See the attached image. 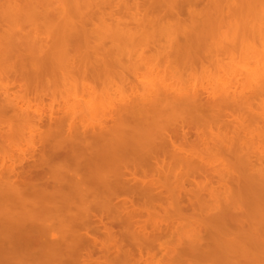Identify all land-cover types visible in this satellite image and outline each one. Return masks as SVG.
<instances>
[{"label": "bare ground", "instance_id": "6f19581e", "mask_svg": "<svg viewBox=\"0 0 264 264\" xmlns=\"http://www.w3.org/2000/svg\"><path fill=\"white\" fill-rule=\"evenodd\" d=\"M69 1L74 5L73 8L77 10L78 13H76L79 14L80 19L66 15L61 23H59L61 19L57 15L50 14V16L44 12L47 10V4L41 2V0H25V3L22 1V3L14 4L15 9L20 10L23 15L24 13L27 14L25 11L27 10L28 17L26 18V15H24L22 17L23 21L24 18L25 20L28 19V22L32 25L27 21L26 24L31 27L35 26V31H38L37 29L40 26L44 27L45 30L41 31L43 34L46 31L45 36L51 37L49 38L53 46H50L51 48L47 46L49 39L47 40V37L42 38L44 36H41V33L34 32L33 35L31 34L32 31L29 30L30 33L27 31L26 35L22 33V28L20 31L25 36L22 37L19 34L21 35L19 37L17 31V33L9 34L12 35L10 41L13 44L10 41L8 42L7 39L9 38L6 33H11L12 29L15 31L20 26L23 27V24L18 26V23H15V26V18L9 15L12 18L9 19L12 21V26H15V30L11 26L10 29L7 28V25L4 26L5 29L9 30L6 29L8 32L5 31V38L7 39L3 37L0 31L1 38L3 37L2 40L5 39L7 41L4 40L5 44L7 43L10 48L8 49L7 45L4 48V50H9V52L6 50L7 54L13 52L15 47L18 50L15 44L19 40V49L25 47L24 49L21 48L22 52L24 50L26 52L25 56L28 54L33 58V64L32 62L30 64L36 65V67L33 66L35 71L38 68L40 69L38 71L42 70L38 64L44 62V56L46 55L45 60L49 59L47 62L51 60L50 62H53L58 69L59 61L64 58L67 67L66 74L71 75H68L70 79H72V76L75 77L77 73H81L80 76L87 77L91 75V78L93 76L100 78L96 75V70L94 71L93 67L91 69L88 66L90 65L89 55L83 56L89 51L86 50L88 51L86 53L85 49H81L80 46L88 49L93 41L101 42L100 44L104 45L102 43L104 42L102 40L104 36L114 41L127 39L126 46L130 41L131 44L138 45L139 43L141 45V41H149V43L152 42L156 46L158 31L156 30L157 33L155 31L156 35L154 34V36V31L149 30L150 27H147L146 24L147 28L144 24L142 25L144 31L142 29L138 30L139 25L136 30L134 27L130 29L121 20L115 22L112 27L105 25L106 16L110 13H107L106 9L111 7L112 10L114 6H119L128 11L133 8L128 0ZM10 2V0H3L0 5L5 7L7 6L5 4ZM82 2H87L84 6L87 8V12L89 8V14L95 10L98 16V12L105 16V18H100L105 19L102 28V21H100L101 24L100 22L98 25L96 24L97 30L96 26L94 31L87 27L92 17L89 19V14L87 15L86 12L81 13L80 10L84 7H82L84 4ZM196 2L197 0H167L166 4L162 5L168 8L169 12L172 11V15H175L176 11L177 13L180 12L181 7H185V3L188 9L192 8L190 15L192 19L189 23L179 21L173 24L172 19L171 22H168L170 19L157 22L156 27L161 34L157 36L160 38L164 35L168 36V34L171 36L170 39L163 38V41L166 39L171 42H169L171 49L174 47L173 51H169L171 57H179L178 54H180L182 48L193 47L194 43H198L197 46L201 48L205 45L203 43L212 39L213 30L222 28L223 22L231 26L230 29H227L231 32L230 36L222 35L217 42L215 41L214 44H208L204 47L208 48V46L215 45L217 49L233 50L243 46L248 41V34H253L252 45L258 40L264 41V0H210L208 10L204 13L203 10H206V6L201 10L198 8L200 11L198 12L195 9V7L197 8ZM63 3L65 4V1ZM151 5L152 8H154V5L156 6L155 3ZM12 6L11 10L13 9ZM48 6L51 7V5ZM137 6L133 10L140 9L144 5L138 4ZM147 6L149 8V5ZM158 7L156 6V8ZM246 9L250 12L248 13ZM0 10L5 9L1 8ZM11 10L8 12L13 14L15 11L13 9L11 12ZM242 11L244 13L241 14ZM7 14L5 13L7 17L5 15L3 17L0 13V22L3 18H8ZM9 19L2 21L6 23L8 21L9 26L11 25ZM150 20L151 18L147 16V24L154 22ZM178 20L181 19L178 17ZM221 22L222 24H220ZM90 23L92 24L93 21ZM1 24L5 25L2 22ZM109 25L111 26V24ZM25 26L27 27V25ZM225 26L227 27V25ZM177 30H180L179 33L182 36L184 35L186 39L184 44L179 42L178 34H176ZM117 36L119 39H117ZM155 37L156 40H154ZM177 42L179 44H176ZM0 46H4V44H0ZM243 47H246V45ZM257 50V52L248 53L250 58L259 63L257 68L252 67V64L250 66L246 65L247 67L244 69L245 77L242 79L244 81L242 91H239L233 85L235 80L229 85L223 81L220 83L218 81L219 84L216 83L217 86L215 87L217 89L214 88V91L212 89V92H210L211 89L210 91L207 90L209 89L207 87L202 88L203 91L199 90L198 86L189 88L179 86L180 88H178L174 86L175 80L174 84L167 82V76L163 78L162 73H160L162 78L159 82L157 81L156 86L152 88L149 86L147 89L142 90L143 92L137 97L123 99L119 104L113 105L114 107L108 105L110 106L107 107L108 111L106 110L108 117L102 123L87 124L85 121L82 122L84 119L82 120L80 117H74L78 121L67 122L62 118L60 123H57L56 126L43 134L45 141H54L57 147L54 152L41 155L43 157L41 161L39 160L40 162H37L38 165L37 163H29L27 166H19L17 161H13L12 167H4L6 165L0 167V264H98L95 263L96 259L94 258V251L99 240L97 232L103 227L107 233L117 237L112 228L114 225L123 227L119 236L122 248L126 246L125 242L130 246L123 250L124 254L128 258L134 257V255L143 256L147 248L145 244L152 235L147 231V227L137 220L141 208L137 206L136 198H154L161 194V189L163 190L166 184L169 187L175 185L172 182L174 180H172L171 175L170 178L169 175L165 174L166 176L163 175V178L162 175L150 174L148 167L156 166L162 169L166 163H169L172 165H170L171 167L177 164L176 166H198L203 168L210 164L211 157H209V153L206 158L200 156L202 161L201 159H199L200 161L197 159L199 162L194 161L178 150L174 136L165 131L170 124H173L176 125L174 127L182 129L186 133V125H189L191 121L205 122L206 124L217 123L218 131H215L212 137L214 149L210 147L211 151L214 150L212 151L213 156L218 154L227 160H232L243 173V175L240 174L237 177H230L233 184L228 187L229 197H222L226 198L224 199L226 201L227 199L230 200L227 201L230 203H227L221 197H216L217 200H223L227 207L224 202L221 203L225 207L221 206L220 213L218 212L219 214L207 219L208 222L213 223L212 226L215 230L209 232L211 248L209 252H204L203 256L208 260L227 262V264H262L264 261V149H262V146L264 147V42H262L261 48ZM206 52V58L211 56V50H206ZM195 53L188 52L183 60H192L193 57H197ZM197 53L199 54V52ZM17 55L19 56L20 52ZM59 55L61 60H59ZM100 55L103 56V54ZM168 57L170 56L168 55ZM78 58H82L79 61L81 64L83 59L87 61L86 63H89H83L87 65L86 67L83 65L79 67L77 65ZM135 58L133 55L130 63H123L125 66L123 65L124 69H122L124 73L138 79L145 69L148 70L149 66L143 59L140 58L143 62H139L137 59V61L134 60ZM93 60H95L94 57ZM77 66L79 70L76 69ZM96 66L95 69L98 68ZM99 73H101V69H99ZM102 73L108 74V72ZM170 78L174 79L172 76ZM239 80L236 79V86L239 82L241 83ZM9 98L8 93L0 90L1 119L8 118L17 122V124L19 123V126L21 124L23 126V123L26 125L28 121H30L28 122L30 124L34 118L35 121H38L40 116H37V112V115H29V112H32L31 108H28L30 111L24 112L22 106H19L20 103L19 105L18 102L13 104V100ZM257 100L262 102L260 110L256 105ZM89 104L85 103L86 106ZM255 105L258 110L254 108ZM78 106L71 108L72 111L69 108L70 112L66 114L68 115L66 119L69 114L77 113L79 115V112L81 113V109L80 111L77 109L80 107ZM86 106H84L85 109H90V105L88 108ZM88 110H85V112H88ZM247 113L252 115L248 123L245 116ZM230 117L233 118L232 122H227L226 119ZM222 123L234 128L235 137L233 139H229L227 135L222 134L220 131ZM258 147H261V149ZM214 152H217L216 155ZM208 157L210 159H207ZM226 162L228 165L231 164V161ZM169 164L166 166L169 167ZM44 165L50 167V169L54 167L57 171L56 177L52 180L47 178L46 172L43 170ZM224 167L226 166L224 165ZM228 184L230 185V182ZM231 209H234L235 212ZM57 228H59V231ZM198 246L191 248L192 253H187V255H193L191 258H197L195 254L198 253L195 252H197ZM200 246H202L201 243ZM137 252L138 254H136Z\"/></svg>", "mask_w": 264, "mask_h": 264}, {"label": "rangeland", "instance_id": "374dc122", "mask_svg": "<svg viewBox=\"0 0 264 264\" xmlns=\"http://www.w3.org/2000/svg\"><path fill=\"white\" fill-rule=\"evenodd\" d=\"M10 1L11 2L8 3L9 5L5 4L7 5L5 7L4 5L3 6L0 5V9L1 8L5 9V10H0L2 16L4 17L5 13L6 14L8 13L7 14L8 18L2 17L3 18L2 20L4 19L7 20L12 16L16 20V21L14 20V24L18 23L17 24L18 26L20 24H23V27L25 25H27V27L25 26L23 28L20 26L19 29L16 28L17 30H15L16 24L14 27L12 26L13 24H11L12 18L9 19L10 21L9 24H11L9 26L7 24L8 21L6 23L1 20L2 23H5V25L3 24L0 25V31L3 37L5 38L6 35H8L9 39L7 38L5 39H7L9 42L12 39L11 38L12 35L9 34H13L15 32L17 33L18 31L19 33H17V35L19 34L22 35V33L27 35V33L30 30V32L32 31L31 34L33 35L34 32H36V33H41V36L42 35L44 36L42 38L47 37L46 39L47 40L49 39L48 40L49 43L47 46L51 48L50 46H53L52 43L50 42L51 37L49 36L50 37L49 38L48 36H45L46 31L44 32V34L41 31V30H45L44 27L42 26H40V28L37 27L39 28L37 29L39 32L35 31L36 30L35 26H33L35 29L31 27L30 25L32 24L28 22L29 21L28 19L25 20L24 18L25 22L23 21L22 17H24V15H26V18L28 17L27 10H25L27 14L24 13L23 15V13L20 10L15 9L16 3H22V1L25 3V0H10ZM63 1H65V4L63 3ZM156 1L159 3H157ZM166 1L151 0L150 3V0H128V3L129 4L131 3V6L133 7L132 9H130L132 12L128 10L129 13H127L128 12L127 10L125 11L124 7L121 8L119 6L118 7L114 6L112 10L111 7L107 8L106 9L107 13L108 12L110 13H108L106 16L107 18L105 25L107 24L109 27H112L115 24V22L121 20L130 29H133L134 27L136 30L139 25L138 30H140L144 28L142 27V25L144 24L145 28L150 27V29L149 28L148 29L154 31L153 35L155 34L156 30L158 31L157 35H161L156 27L157 22L159 21L161 22L168 21L170 19V21L168 22H171L172 19L173 24H175V22L178 23L179 21L180 22L184 21L185 23H189V21L192 19V16L190 17L192 8L188 9V7H186L187 4L185 3L186 5L184 4V6L188 10L185 7H181L180 12L177 13L176 11L175 15L173 14L174 15L173 16L172 15L173 12L171 10H170L171 12H169L168 8L162 6L166 4ZM0 2H3V0H0ZM41 2L46 3L47 4L46 6L48 7V8L46 7L48 12L47 10H45L44 12L47 15L50 14H52L53 16L57 15L59 19H61L59 20V23L63 22L64 16L66 17V15L74 16L76 19L79 18V14H77L78 13L77 10L73 8L74 5H72V3H70L69 0H41ZM152 2H154L156 6L159 7L156 8L154 3ZM197 2H196L197 8L195 7L196 10H198V8L199 10H201L202 8L204 9L205 6H206V10H203V13L208 10L210 0H201V1L197 0ZM83 3L84 2H82V4ZM85 3L82 5V7L85 5ZM138 4H143L145 7L142 6V8L140 9L133 10L134 8H136ZM151 4L154 5L153 6L154 8L151 7L152 6ZM11 5H13L12 7L15 11L13 12V14L12 13L10 14V12H8L9 10H11ZM48 5H51V7ZM64 5H66V7H64ZM147 5H149V8ZM13 9L11 10V12L13 11ZM81 9H82L80 10L81 13L83 12L84 14L86 12L87 15L89 14L88 13L89 8H88V12L85 6ZM248 9L246 10L249 13L250 11ZM199 10L198 12H200ZM22 11L25 12L24 10ZM226 11H228V9H226ZM91 12L93 13L91 14ZM91 12L88 15V17L89 19L92 17L91 20L89 21L90 22L93 21L92 23L93 25L90 22H88L89 25H87V27H90V29L94 31V27L96 26L95 28L97 30L98 23L102 21V26L100 25L102 28L105 19H100V18H105V16H102L99 12H98L99 14L98 16L97 11L95 12V10ZM242 13H244V11H242L241 14ZM53 16L52 18L55 19ZM147 16L151 18V20L154 22L147 24L146 21ZM178 17L181 20H178ZM26 21L30 25L26 24ZM138 21H140L141 23L140 22L138 23ZM223 23L224 24H222V22L220 23L222 24L221 29L212 31V39L203 43L205 45L201 46L200 48L199 46H197L198 43L196 44L194 43L193 47L190 48L184 47L180 50V54H178L179 57L177 58L174 56L171 57V54L169 52V51H173L174 49V47L173 49H171L172 48L170 45L171 42L169 41L170 42L169 43L168 40H166L168 38L170 39L171 36H169V34L168 36L167 35H164V37L161 36L162 39L155 34L156 37H158L157 40L160 39L159 41H157L156 37L154 38V40H156V46L152 42L149 43V41H141L142 46L140 45V43L139 45L133 43L131 44L130 41V43H128V45L126 46L127 39H124L123 41H117V40L114 41L113 39H110L107 36L102 37L103 38L102 40L104 41L102 43H104V45L103 44L101 45L100 44L101 42L99 43L93 41L91 43V46L88 47V49L80 46L81 49L82 48L83 50L85 49L84 51L86 50L89 51V52L86 51V53L88 52L86 55H84L83 53L82 54L83 56L89 55L90 60L88 59V61L90 62V65L88 66H90L89 68L91 69L94 68V71L96 70V75L100 77L97 78V76L96 77L93 76V78L95 79L91 78V75L87 77L84 75L80 76L81 73L75 74V77L72 76V79H70L68 77V75L70 74H66L67 67L65 64V60L64 58L62 60L60 59L61 58L60 53L62 52L61 49H59L61 51L59 53L60 54L59 60H61L59 61V69L55 66V64H53V62L52 63L50 62L51 60L47 62V60L49 59L45 60L46 58L45 55L43 60L44 62L46 61L44 67H43L44 62L43 63L41 62L42 64L40 63V65L38 64V66L43 71L42 70L38 71L40 70L39 68L38 70L36 69L37 71H35V68L33 69V66L35 64L34 65L30 64L33 58L31 56H28V54L25 56L26 52L24 50L22 52L21 48L24 49L25 47H21L19 49L18 46V44H20L18 43L19 40L17 42L15 41L16 42L15 45H17L18 47V50H16V47L14 45L15 47L14 49L16 50L15 54H14L15 50L13 51V49H12L13 52L7 54V51L9 52V50L7 49H6L7 51L4 50V48H6L7 45V43L5 44L6 40L5 39H4L5 41L2 40L3 37L1 38L2 35L0 34V44L2 45L4 44V46H0V54H1L0 56L3 55V57H6L7 55L8 57L9 54L11 56V57L9 56L8 59L7 57L5 59H2L3 57L0 58V90L10 95L11 100H13L14 102L11 103L15 104L18 102V105L20 103L19 106L20 107L22 106L21 108L24 112H27V110H29L28 108H31L30 110L32 112H29V115L31 116L37 115L38 113L37 116L38 117L40 116L39 119L37 117L38 121H35L34 117L36 116H34L32 117L34 118V120L33 122L31 120L30 124H28V122L30 121L26 122V125H24L23 123V126L25 127H23L22 124L21 126H19V123L17 124V122L13 120H9L8 118L6 119L5 117L1 119L0 117V167H2L3 165H6L4 167L7 168L12 167L13 161H17L19 166H25V165L27 166L29 163L36 164L37 162H40L41 158L43 157V156L41 157V155H43L44 153L49 154L51 152H54L55 148L57 147V144L54 141L53 142L45 141L43 139V134L49 131L54 126H56L57 123H60V120H62V118H64L65 121L70 122L73 120L78 121V119L75 120L74 117L75 118L80 117L82 118V120L84 119L82 122L85 121V123L91 125L92 123L95 124L102 123V121H105L106 118L108 117L106 114L108 108L110 107L108 105H111L112 107L113 105L119 104L123 99L125 100L128 97L129 98L137 97L141 92H143L142 90L147 89L149 86L151 88L156 86L157 81L159 82L162 78L160 76V73H162L163 78L167 76L166 77L167 82H170L172 84L175 83L174 85L175 87L180 88L182 86L189 88V87L198 86L199 90L201 91H203L202 88L207 87L209 88V89L206 88L207 90L210 91L211 89L210 92H212V89L214 91V88L221 81L229 85L230 83H232V81L235 80L234 82L236 83V79L238 80L241 79L239 80L241 81V83L240 82L238 83L239 85L237 84L236 86L234 82L233 85L235 86V88L237 87L239 91H242L244 84L243 83L244 81L242 79H244L245 77L244 69L245 67H247L246 65L250 66V64H252L251 65L252 67L257 68L259 63V62L257 63L255 59L250 58L248 53L257 52L258 51L257 49L261 48L262 42L264 41L258 40L259 43L255 42V44L252 45L253 34H248L249 39L243 45V46L246 45V47L240 46L239 48H234L233 49L234 51L230 49L227 50L217 49L215 45L208 46V48L204 47L208 44L210 45L214 44L215 41L217 42L218 38L219 37L221 38L222 35L230 36L231 32L227 31V29H230L231 26H229L228 23L225 22ZM109 24H111V26ZM145 24L147 25V27ZM6 25L7 28L9 27V29L10 26L11 28L13 27L15 31H13L12 29L10 33L8 32L9 30L7 28L6 29L8 31H6L4 27ZM225 25H227V27ZM100 26H98V28H100ZM20 30L22 31V33ZM5 31L8 33H6ZM142 31H144V29H142ZM179 31L177 30V32L176 31L174 32L178 34L179 42L181 44L182 43L184 44L186 39L184 38V35L182 36V34L179 33ZM21 35H19V37ZM23 36L25 35H22V37ZM163 38L166 39H164L163 41ZM117 39H119L118 36ZM151 39L153 40V38ZM179 42H177L176 44H179ZM94 47H96V49H94ZM7 48L10 49L9 46ZM206 50L212 51L211 56H208L207 58L205 56L207 55V52L205 53ZM190 51H192L193 53H195L196 51L195 55L197 54V57H193L192 60H183V57L186 54H188V52ZM19 52L20 55L18 56L17 54H19ZM197 52H199V54ZM105 53H106V57H105ZM100 54H103V56ZM130 55L132 57L134 55L136 57L134 60L137 59L139 62H143L144 60L145 63H147V65L149 66L148 70L145 69L146 71L144 70L142 76L138 77V79H136V77H132V75L124 73L123 67L125 66L126 63L127 64L130 63L132 59ZM168 55L170 57H168ZM25 57L28 59H26ZM62 57H64V55H62ZM93 57L95 60H93ZM82 58L77 59V65L79 67L81 65L86 67L87 65L83 63H86L87 61H84V59L82 60L83 61L82 64L79 63V61H81L80 59ZM140 58L143 60H141ZM120 59H124V60L120 61ZM95 66L96 68L98 67L99 69H101V73H99L98 68L95 69ZM79 67L76 69L79 70ZM102 72L104 73L108 72V74L106 73L103 74ZM170 76L174 77V79L170 78ZM85 103L86 104L90 103L89 104L90 109L88 108L89 105L86 106ZM82 104L86 106V108H88L90 111L88 109H85ZM260 104H262V102L257 100L256 105L259 107V110H260ZM77 105L80 106V107L78 106L79 108L77 109H79V111L81 109V113L79 112V115L77 113L71 115L69 114V117H67L66 119V116H68L66 114L70 112L69 108L71 110V108H74V106ZM257 106L254 108L257 109ZM85 110H88V112H85ZM248 114L249 113L245 114V116L247 117V123L248 121L250 122V119L252 118V115H248ZM226 120L227 122H232L233 118L230 117L229 119ZM216 125L217 123L206 124L205 122L201 123L199 121L198 122L191 121L189 125H186L185 128L186 133L182 129H178L177 127H174L176 125L173 124H170V126H168L169 128H166L165 131L167 133H171L174 136L176 147L180 152H183L186 156L197 162L200 161L199 159H201L202 161L201 157L206 158L207 157L206 155H208L209 153L210 155L209 157H211V160L213 162L215 161L216 162L215 163L212 162L213 163L212 164L210 160L211 166L209 164L203 168L198 166H194V167L192 166L184 167V165L176 166L177 164H174L175 166L173 165L174 167H171L172 165L169 163H166L167 166L169 164V167L165 165L166 167L164 166L162 167V169H160V167L157 168L156 166L148 167L150 174L152 173L153 175L154 174L160 176L162 175L163 178H164L163 175L165 174L169 175L170 178L172 176L173 177L172 180H174L172 182L175 185L169 187L168 184H166L163 190L161 189V194L157 195V197L136 198L137 206L141 208V212L138 214L137 220L139 221V223L145 225L147 227V231L152 235L150 236L151 237L150 240L145 244L147 248L145 249L146 251L144 255L143 256L134 255L135 258L134 257L128 258L124 254L125 252L123 250L127 249L130 246L127 244V242H125L126 246L122 248L121 245L122 243L119 238V236L121 235L120 232L122 231L123 227L114 225L112 228L113 231H115L117 237H114V235H110L109 233H107L104 230L105 228L103 227L100 228L99 232H97L99 240L97 241V245L94 251V258L96 259L95 263L98 264H227V262L222 263L221 261L218 262V261L208 260L203 256V253L209 252L211 248L210 246L211 236L209 235L210 234L209 232L215 230L212 226L213 223L208 222L207 219H211V217L219 214L220 208L222 207L224 208L225 206L227 207V204L224 202L226 201L224 200L226 198H222V197H227V198L229 197L228 195L230 193L228 187L233 184L230 181V177L231 176L237 177L240 176V174L243 175L241 169H239V166L237 165L238 166L237 167L236 164L232 162V160H227L218 154L216 155L217 152H214L216 156H213L214 154L212 153V151L214 150L211 151L210 149L214 147L212 137L214 132L218 131ZM220 131L222 132V134L227 135L228 136L227 138L229 139H233L235 137L234 128L231 126H227L222 123V127ZM258 148L261 149V147ZM208 149L210 151H207ZM262 149H264L263 146ZM209 157L207 159H210ZM224 159L225 161H223ZM226 161H231L230 162L231 164L228 165ZM38 164L39 163H37V165ZM224 165L226 167H224ZM40 168L42 167L40 166ZM43 168L49 180H52L54 177H56L57 171H55L54 167H53L54 169L53 168L50 169V167L44 165ZM21 169L23 168L21 167ZM170 180L169 182H171ZM229 182L230 185L228 184ZM217 196L221 197V199H223L224 201L220 199H219L220 201L217 200L216 199ZM201 198L205 200L204 201L200 200ZM227 201L230 200L227 199ZM223 202L225 206L224 204L221 205V203ZM232 210L235 212L234 209H231V211ZM57 229L59 231V228ZM114 239L117 241H115ZM200 243L202 244V246H200ZM193 245L194 246L199 245L197 252H195L198 253L195 254L197 255V258H191L193 255L192 256L187 255V253L188 254L192 253L191 248L194 247ZM201 247L202 249H200ZM136 254H138V252ZM228 264H232V263H228ZM262 264H264V261Z\"/></svg>", "mask_w": 264, "mask_h": 264}]
</instances>
